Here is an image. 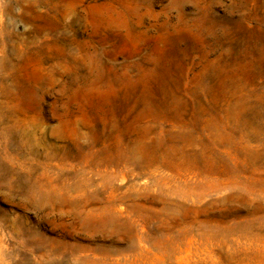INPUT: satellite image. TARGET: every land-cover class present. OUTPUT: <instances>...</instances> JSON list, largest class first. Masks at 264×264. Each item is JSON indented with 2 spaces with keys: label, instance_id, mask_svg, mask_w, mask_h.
<instances>
[{
  "label": "rangeland",
  "instance_id": "374dc122",
  "mask_svg": "<svg viewBox=\"0 0 264 264\" xmlns=\"http://www.w3.org/2000/svg\"><path fill=\"white\" fill-rule=\"evenodd\" d=\"M0 264H264V0H0Z\"/></svg>",
  "mask_w": 264,
  "mask_h": 264
}]
</instances>
